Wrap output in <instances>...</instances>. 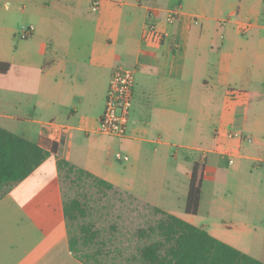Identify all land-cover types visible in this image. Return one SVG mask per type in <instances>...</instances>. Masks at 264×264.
Instances as JSON below:
<instances>
[{"label": "crops", "instance_id": "obj_1", "mask_svg": "<svg viewBox=\"0 0 264 264\" xmlns=\"http://www.w3.org/2000/svg\"><path fill=\"white\" fill-rule=\"evenodd\" d=\"M90 2L19 0L29 19L7 28L13 35L21 26L33 28L14 42L11 57L0 53L11 65L0 73V104L14 106L19 115L10 118L24 123L16 134L51 142L45 122L71 129L55 153L0 196V264H88L69 248L58 159L124 191L134 187L137 172L140 186L151 187L156 178L161 190L178 176L177 147L200 151L195 158L183 154L184 207L195 161L203 164L202 184L214 183L221 169L240 178V249L220 240L264 262V0H100L96 12ZM171 10L178 14L174 22L167 20ZM116 66L134 70L121 139L136 167L101 177L89 167L95 157L87 139L98 132ZM0 127L9 130L1 121Z\"/></svg>", "mask_w": 264, "mask_h": 264}, {"label": "rangeland", "instance_id": "obj_2", "mask_svg": "<svg viewBox=\"0 0 264 264\" xmlns=\"http://www.w3.org/2000/svg\"><path fill=\"white\" fill-rule=\"evenodd\" d=\"M6 4L8 8L5 7ZM19 6V0H0V53H6L8 57L13 55L14 42L19 38L17 33L23 26L14 35L7 28L13 26L12 28L17 29L19 23L29 19V7L21 12ZM9 101L13 103V99ZM0 114L8 116L0 118L4 127L12 132L22 133L24 123L10 118L19 115L14 106L0 104ZM35 126L37 129L39 125ZM87 140V149L93 150L95 157L89 167L94 166L101 177L108 176V173H125L129 170L132 172L136 167L135 155L129 149L130 144L124 139L91 132ZM172 150L179 153L178 159L174 161L179 173L177 177L168 178L161 190L156 178L149 180L153 186H140L143 182L139 177L140 172H137L136 178H132L134 187L124 191L116 186L106 188L97 185L88 176L74 172L66 174V170H62L60 180L63 197L67 200L77 198L84 211L73 223V231L79 234L81 226L88 225L96 232L93 243L88 247H81L80 250L89 263L142 264L139 257L140 248L155 240L157 235L139 238L137 231L139 228L155 225L163 217L162 213L155 210L157 207L207 229L213 236L240 249V178L228 174L227 169H221L214 183L203 182L199 212L193 216L189 215L184 211V194L187 187L185 168L188 167V162L183 158V154L189 152L195 158L200 151L181 147ZM117 152L126 154L129 159H117ZM203 158L205 155L201 157ZM236 166L234 163L229 167L231 173ZM7 188L5 185L0 187V196Z\"/></svg>", "mask_w": 264, "mask_h": 264}, {"label": "trees", "instance_id": "obj_3", "mask_svg": "<svg viewBox=\"0 0 264 264\" xmlns=\"http://www.w3.org/2000/svg\"><path fill=\"white\" fill-rule=\"evenodd\" d=\"M10 63L0 60V73H7ZM57 151V143L48 140L32 142L25 137L0 127V187L10 188L26 178L51 153ZM59 173H78L94 180L97 185L112 188L114 185L89 171L72 165L65 159H58ZM203 164L195 161L189 179L184 211L196 214L202 194ZM7 188V189H8ZM163 214L155 225L139 228V238L157 235L150 243L139 250L142 264H264L251 255L221 241L205 228L196 226L181 217L160 208ZM63 211L66 220L69 248L80 260L89 263L81 253V247L90 246L96 232L88 225H82L78 232L73 231V223L84 211L77 198L63 199Z\"/></svg>", "mask_w": 264, "mask_h": 264}, {"label": "built area", "instance_id": "obj_4", "mask_svg": "<svg viewBox=\"0 0 264 264\" xmlns=\"http://www.w3.org/2000/svg\"><path fill=\"white\" fill-rule=\"evenodd\" d=\"M5 7H8L6 4ZM100 0H91L90 10L96 12L99 10ZM155 10L149 11V16L153 15ZM177 11L171 10L167 14L168 22H174L177 19ZM151 33L158 37V31L155 30L153 23L148 25ZM33 28L30 25L23 26L18 34L19 38H27L32 34ZM134 70L123 66H116L109 78L103 112L99 118L97 131L104 135L123 138L127 135V126L129 122L130 108L133 99L134 88ZM47 129V138L51 142H60L62 138L70 131V126L55 120L45 122ZM239 138L251 142L250 136H242L239 133L234 134ZM115 157L119 160L126 161L128 156L117 152ZM231 162V160H229Z\"/></svg>", "mask_w": 264, "mask_h": 264}]
</instances>
